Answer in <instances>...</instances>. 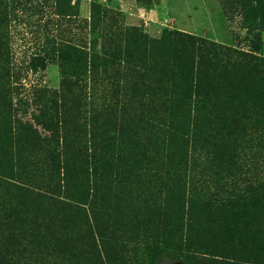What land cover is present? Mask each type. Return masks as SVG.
I'll use <instances>...</instances> for the list:
<instances>
[{
    "label": "trees",
    "instance_id": "trees-1",
    "mask_svg": "<svg viewBox=\"0 0 264 264\" xmlns=\"http://www.w3.org/2000/svg\"><path fill=\"white\" fill-rule=\"evenodd\" d=\"M30 1L0 0V264H126L123 241L131 237L152 244L150 262L161 244L170 243L187 252L186 264H264V183L248 177L245 159L247 151L257 155L256 148L264 157V57L254 33L264 27V0L227 2L241 11L253 35L249 50L178 30L164 29L154 40L131 29L135 41L122 51L136 78L129 89L143 97L142 81L147 86L151 81L145 70L160 65L167 83L160 79L159 87L165 84L164 92L178 95L190 113L185 123L169 122L159 145L168 153L174 143L189 146L191 157L200 158L196 166L202 167L186 208L184 203L169 207L171 215L163 221L149 205L166 198L169 188L164 197L163 191H146L144 204L150 209L142 210L140 199L128 201L129 181L113 174L110 148L123 133L111 131V118L105 117L101 133L93 123H80L86 114L80 108L91 96L78 75L88 67L91 72L96 56L90 54L86 63V51L59 45L48 34L45 55L34 53L19 64L6 59L10 23ZM54 2L53 16L70 7V0ZM49 52L57 54L60 66L72 65L75 81L63 79L58 90L39 83L27 89L22 73L45 69ZM141 155L134 160L145 162L147 156ZM48 160L57 166L52 185L44 175L28 172ZM161 166L165 171L155 176L166 184L174 164Z\"/></svg>",
    "mask_w": 264,
    "mask_h": 264
},
{
    "label": "rangeland",
    "instance_id": "rangeland-1",
    "mask_svg": "<svg viewBox=\"0 0 264 264\" xmlns=\"http://www.w3.org/2000/svg\"><path fill=\"white\" fill-rule=\"evenodd\" d=\"M228 1L230 0L224 4L222 0H70L69 9L63 6L59 11L64 14L53 16L51 11L54 0H31V5L27 7V3L25 7H21L24 11L18 10L10 23L8 47L11 50L6 59L13 64L25 63L37 52L41 56L45 55L49 48L45 41V35L48 34L59 45L66 43L86 51V63L90 54L96 56L91 72L88 67L83 74L78 75L80 84L86 85L85 94L90 92L91 96V99L86 98L85 105L80 108L82 113H86L80 123H93L101 133L103 120L105 117L111 118L114 124L111 131L117 136L123 133L121 138L115 139L114 147L110 148L114 149L110 157V161L113 160V165H110L111 168L113 166V174L117 173L119 180L129 181L128 201L140 199L137 204L142 210L150 209L145 208L147 206L144 204L146 191L149 195H157L159 191H163L164 197V191L169 188L171 191L166 198L157 199L152 206L149 205L162 221L170 217L169 207L175 210L177 203H184L186 208L193 197L191 187L202 169L196 166L200 158L196 155L191 157L189 146L180 147L181 142L174 143L168 153L164 146L159 145V139L166 137L164 131H167L171 120H177L180 124L186 122L190 113L189 106L180 105L178 95L164 92L165 84L159 87L167 78L159 70L160 65L156 70H148L146 66L143 75L146 79L151 78V81L149 86L148 81H142V85H146L143 97L136 91L132 92L129 88L136 79L135 73L123 62L122 51L135 41L132 28L154 40L162 36L164 29H169L249 50L253 35H248L241 11L230 8ZM254 33L260 37L258 54L264 57V27L259 26ZM45 62L43 70H27L22 73L25 79H21V82L27 89L29 84L39 83L58 90L63 79L75 81V76L71 74L72 65L66 63L63 67L60 66L56 53H46ZM160 79L162 81L158 83ZM167 88L170 90V87ZM177 133L183 134V130ZM101 137H98V145L102 143ZM83 141L85 142V138L81 140L85 144ZM120 142L121 145L118 144ZM253 151L257 155L247 151L245 157L247 169H250L248 177L264 183V157L258 154V148ZM141 153L147 156L143 163L134 160L142 159ZM167 155L172 157H166ZM62 157L70 156L63 154ZM128 158L131 159V164L127 166L123 164V160L127 161ZM193 161L195 167L192 168ZM170 163L174 164L171 167L174 175L165 184V180H157L159 177L155 174L165 171L161 164L169 166ZM77 165L81 166L78 162ZM56 170L57 166L48 160L45 166L29 169L28 172L35 176L44 175V182L52 185L55 182L52 176L57 173ZM138 194L140 198L137 197ZM123 244L126 245V264H186L184 255L187 252L174 249L170 243L160 245L153 262L149 259L152 247L150 242L131 237L125 239ZM196 255L198 259L201 256Z\"/></svg>",
    "mask_w": 264,
    "mask_h": 264
}]
</instances>
